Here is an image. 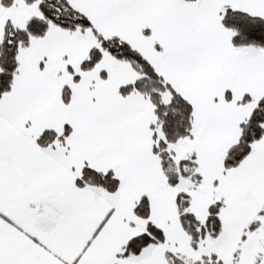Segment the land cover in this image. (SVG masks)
Returning a JSON list of instances; mask_svg holds the SVG:
<instances>
[{"label": "snow or ice", "instance_id": "obj_1", "mask_svg": "<svg viewBox=\"0 0 264 264\" xmlns=\"http://www.w3.org/2000/svg\"><path fill=\"white\" fill-rule=\"evenodd\" d=\"M0 264H264V0H0Z\"/></svg>", "mask_w": 264, "mask_h": 264}]
</instances>
